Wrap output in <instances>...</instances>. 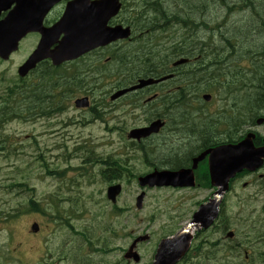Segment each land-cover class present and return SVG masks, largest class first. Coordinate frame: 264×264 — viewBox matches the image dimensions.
Segmentation results:
<instances>
[{
	"label": "rangeland",
	"instance_id": "374dc122",
	"mask_svg": "<svg viewBox=\"0 0 264 264\" xmlns=\"http://www.w3.org/2000/svg\"><path fill=\"white\" fill-rule=\"evenodd\" d=\"M128 1L132 8L122 15L124 21L133 9H138L135 5L140 4L139 0ZM225 2L238 7L229 11ZM250 3L244 4L242 8H239L241 0H195L193 3L191 12L196 23L203 19L211 26L208 29L198 28V40L208 44L213 41L215 46L223 49L228 45L224 39L231 38L235 47L234 50L222 51L224 56L231 55L227 58L226 66L229 74L235 77H228L221 90L212 92L214 101L207 105L213 106L212 112L216 111V105L221 111L229 108L232 102H237L239 112L244 111L246 100L243 95L253 104L257 92L264 91V0H250ZM164 4L166 7H175L172 2L165 1ZM60 10L59 7L52 11L54 17L50 15L48 20L59 17ZM37 39H34V44ZM164 39L167 40V36ZM27 48L30 47H24L11 61L0 60V94L11 80L18 78L17 68ZM205 58L206 62H200L199 66L192 64L193 67H201V63L207 67V63L213 61L209 54ZM103 59L100 57L99 61L105 62ZM201 73L208 74L205 77L208 82L210 67L202 72L200 70L197 75ZM238 73H241V77ZM231 83V88L226 87ZM158 88L153 87L154 90ZM193 90L194 93H204L202 90ZM79 93L68 100V108L60 113L30 119L19 117L0 130V146L4 138L11 144L5 153L0 152V264H150L159 241L175 234L192 219L198 209L197 202H207L214 197L215 189H144L140 187L137 177L131 175L146 174L154 168H173V165L163 162L166 160L164 154L174 156L176 151L183 153L191 146H202L203 137L190 130V127H198L195 121L186 124L187 119L191 120L187 117L188 108H175L179 113L172 117L175 122L171 120L172 125H168L172 133L168 129L163 137L160 135L149 139L144 144V150H148L145 154L143 150L134 151L130 144H126L131 141L128 133L147 123L141 107L133 109L124 99L111 102L109 96L105 98L103 95L104 90L98 89L92 98L93 105L94 102H104L105 106L100 107L104 115L102 119H92L90 110L75 108L74 100ZM163 96H158L156 101ZM193 100L194 104L188 99L192 108L197 105L196 102L202 104L197 96ZM246 108L251 112L253 107ZM262 108L257 104L255 111L262 114ZM235 112L232 109L227 113ZM229 116L223 117L222 121L228 122ZM188 128L191 133H187ZM249 130L256 131L260 138H264V124L255 125L251 122L243 126V132ZM213 136L216 143L225 141L218 133ZM158 137L168 138V141L163 143ZM175 141L183 144L176 146ZM92 152L96 155L95 159L119 155L127 161L126 167L132 170L130 174L126 170L123 173L125 178L119 180L123 190L116 204L107 198L108 187L116 181L103 178L102 170L108 171V166L94 164L90 156ZM55 167L59 169L55 170ZM205 168L206 164L201 170L205 171ZM261 173L264 174V168L245 176L241 182L235 181L233 189L227 194L222 217L229 226L225 230L227 233L233 230L235 237H227L221 227L208 234L211 242L216 240L217 248H220L219 257L225 264H259L262 260L260 254L264 252V242L256 243V236L264 228V197L257 179ZM24 182L30 190L17 185ZM246 182L247 187H243ZM11 183L16 184L12 188L13 192L8 189ZM142 191H146V198L143 208L138 209L137 197ZM31 198L39 201L40 210L29 209ZM20 205L29 210L19 213ZM13 207L18 217L4 223V214ZM35 222L40 225L38 232L32 230ZM144 235H149V239L138 244L140 262L128 263L124 258L126 250L138 236ZM208 235L200 232L195 237L196 243ZM220 242H223V249ZM111 246H115L116 251H111L113 254L108 250ZM229 247L236 252L231 255L225 252ZM247 251L250 256L248 261L245 259ZM195 255L193 251L187 261L180 264H196ZM199 258L204 264L207 263V256Z\"/></svg>",
	"mask_w": 264,
	"mask_h": 264
},
{
	"label": "trees",
	"instance_id": "16d2710c",
	"mask_svg": "<svg viewBox=\"0 0 264 264\" xmlns=\"http://www.w3.org/2000/svg\"><path fill=\"white\" fill-rule=\"evenodd\" d=\"M122 1V15H124V13L128 12L132 7L128 0ZM165 1L174 3L175 7H166L164 4ZM241 1L242 4L239 5V8H242L244 4L248 5V3H250V0ZM194 2L195 0H139V6L135 5V8L138 9H135V11L133 9L134 12L132 11L131 15L126 17L124 21V24L131 26L134 31L128 50H116L108 61L109 66H105L103 70L101 69L97 71V73H100L99 75L95 76L94 74H91L92 76L88 78L83 74H77L78 76H76L75 72L70 74L62 68L53 67L51 64H43L42 67H44V69L37 70L35 81H32L23 91L13 89L15 86L2 90L0 99V128H4L5 124L18 117L24 118L25 116H32L35 114H45L47 111H55V108L61 109L63 105H65V99L68 96L75 95L77 92H88L90 87L93 88L94 92L95 88L103 89L105 92L103 95L105 98H108V96L114 91L132 86L136 84L139 79L149 77L160 78V75L164 76V74L174 73V80L172 79L173 81L170 89L178 91L175 99L173 96L168 95L165 97L166 101L163 100L156 102V99H154L150 103H143L142 100L145 96L150 94L153 95L155 93L152 88L147 90V94L146 91H138L132 96H125L122 99L127 100L125 103H128L133 109L141 107L146 114V122H150L155 118H160L162 116L161 111H165L170 107L172 108V106L178 107L179 109L188 108L187 117L191 120H187L186 124L188 125L190 121H195L194 124L198 127L201 124L202 131L191 130L193 133H200L201 135L206 134V137L209 139L205 145L206 148L220 144L216 143L214 139L215 137L213 135L216 133L223 136L225 139L224 142H237L242 139L246 134V132L242 131L243 126L250 124L251 122L255 123V120L258 117L264 115V113L258 114V110L255 111L257 104L259 107L263 106L262 109L264 110V91L261 93L257 92V95L254 96L253 104L243 95V98L246 100L243 107L244 111L241 110V112H239L237 102H234L233 108L236 110L234 114L228 113L224 115L221 114L220 111H216V115L204 114V117L209 123L208 125L206 122L200 121L201 119L198 115L204 113L208 103L202 100L201 97L203 93H194L195 90L193 89L202 90L204 93H212L215 89L221 90L224 86V82H227L226 80L228 77H235L234 74L232 76L229 74L230 71L227 70L226 66L227 58L231 57V55L224 56L222 52L225 50H234L235 47L232 44L231 38L224 39L227 41L228 45L223 49H219V47L215 46L213 41L208 44L205 41L198 40V28L205 27L208 29V27L211 26L203 19L196 23L191 12ZM250 4L253 5V3ZM224 5L229 11L238 7L234 4L230 5L229 2H225ZM122 15L120 16L121 22H123ZM164 36H167V40L164 39ZM164 40L165 42L163 43ZM168 41H170V44H168ZM190 53H192V55ZM206 54H209L211 60H213L206 65L207 67H210L211 73L208 78L209 81L207 80L208 82L205 80V77L208 74L205 75L201 73L200 76L197 75L200 70L201 72L205 70L203 69L205 67L202 63L201 67L197 68L190 64L188 66L184 65V67L181 65L175 69L176 71L173 70L174 68L171 63L174 62L173 60H178L179 57V59H181L186 58L187 56V58L192 59L201 56L200 62H206ZM200 62H196V66H199ZM207 72L209 73V70H207ZM158 74L159 76H157ZM238 74L239 77H241V73ZM111 75L113 76L110 79H107ZM169 83H171V81ZM107 84H109V87ZM232 84L233 83L226 87L231 88ZM60 90H62V92L57 94ZM196 96L202 101V104L195 101L200 110L199 113L194 114L193 111L195 109L193 110L190 106L188 99L191 100L192 98L193 100ZM229 96L230 95H227V97ZM256 101L259 102L257 103ZM191 102L194 104V100ZM97 105L99 111L96 116L98 119H102L104 112L100 107L105 106V103L99 101ZM147 106H150V108H147ZM156 106L158 109H156ZM247 106L253 107L251 112L247 110ZM163 107L164 110H162ZM169 111L170 109L167 110V112ZM194 115L195 117H193ZM228 115H230V119L226 120L228 122H223L222 118ZM171 120L174 121V118H171ZM221 125L223 126L220 127ZM193 128L195 129L196 127L193 126ZM175 144L176 146L181 145V143H177L176 141ZM9 146H11V144H8V139L4 138L1 140L0 152L5 153ZM141 148L145 154L148 153V150H144V145H142ZM184 148L187 147L185 146ZM190 148H193V146ZM174 153V156L171 154H164L166 160L163 162L174 165L177 162L176 157L183 155L180 151ZM94 154L95 153L93 152L90 153L91 158L95 162L94 164H105L108 166V171L102 170L104 175L103 178L106 180L117 181L124 179L125 176L123 177V173L126 172V170L127 174L132 173V170H129V167H126L127 161L122 160L121 156L117 155L118 157L114 158V155H110L107 159H95L96 155ZM58 169L59 168L55 167V170ZM131 175L137 177L138 174L132 173ZM17 185L19 187H26L27 190H30L25 182L17 183ZM15 186V183H11L8 189L10 188L9 190L13 192L12 188ZM30 201V210L38 211L41 209L39 201L34 198H31ZM20 206L21 208L18 212H21V214L29 210L23 205ZM4 216L6 218L4 223L10 222L12 218L13 220L16 219L18 215L16 216L15 207L11 208L8 213L4 214ZM226 227L229 228L227 223ZM210 232L211 231L204 232V234L208 235ZM209 237L210 235L206 238H202L198 243L194 244L192 252L194 251L196 253V264H204L199 258L202 256H207L206 264H225L223 259L219 257L220 248H217L216 243H211ZM259 240L264 242V236H261L260 234L257 235L256 241ZM204 248H206V250H204ZM226 251L227 253L229 252L230 255L236 252L232 247L225 249V252ZM191 253L183 263L187 261ZM260 258H262V260L259 264H264V252L260 254ZM227 264L230 263L228 262Z\"/></svg>",
	"mask_w": 264,
	"mask_h": 264
},
{
	"label": "water",
	"instance_id": "95a60500",
	"mask_svg": "<svg viewBox=\"0 0 264 264\" xmlns=\"http://www.w3.org/2000/svg\"><path fill=\"white\" fill-rule=\"evenodd\" d=\"M61 0H19V8L12 12L5 21L0 22V57L7 59L9 55L17 50L18 42L28 32H39L41 40L27 62L19 68V74L25 76L37 63L46 58H51L55 65L64 61L78 58L83 53L99 46L107 45L118 39L128 38L131 34L130 27L122 25L108 26L109 20L116 16L121 8L120 0H72L68 2L63 16L51 27L44 26V19L48 12ZM63 37L61 38V36ZM54 49H51L53 45ZM186 62L182 59L175 63L179 65ZM162 79H142L138 84L118 91L112 96L117 99L120 96L148 85L156 84ZM209 100L210 96L206 95ZM78 107L89 105L87 98L76 101ZM264 118L257 120L260 125ZM161 123H152L148 127L134 129L130 132V138L141 139L158 132ZM256 134L251 132L245 139L237 144H225L206 151L194 162L197 163L209 154L210 174L213 186L219 187L216 197L209 203L200 206L194 214L193 219L174 237L163 239L158 247L155 260L152 264H177L189 251L193 240V229L210 227L219 215V205L222 195L229 189L230 180L238 173L247 169L257 170L264 164V145L256 146L254 139ZM141 186L194 185V174L192 169L180 171L155 170L139 178ZM122 186L113 185L108 188V198L114 203L120 194ZM145 193L137 199V207H142ZM38 231V225L32 227ZM233 236V232L228 234ZM147 237L137 239L131 247L134 249L138 241ZM136 261L140 256L137 253L130 255Z\"/></svg>",
	"mask_w": 264,
	"mask_h": 264
},
{
	"label": "flooded vegetation",
	"instance_id": "af4514ba",
	"mask_svg": "<svg viewBox=\"0 0 264 264\" xmlns=\"http://www.w3.org/2000/svg\"><path fill=\"white\" fill-rule=\"evenodd\" d=\"M17 7V2H16V0H5L4 2H0V16L1 15H5L6 13H8L9 11H12V10H14L15 8ZM119 23V22H118ZM112 24H113V21H112ZM29 36L30 35H27L26 36V38L24 39V40H28L29 39ZM126 44H127V41H120V42H117V43H114V44H111L110 46H107L106 48H103V49H107V50H109V51H112V50H114V49H120V48H125L126 47ZM95 53H91L90 55H88L87 57H89V56H92V55H94ZM14 57H15V55H13V56H11V58L9 59V61H11V60H13L14 59ZM84 58H86V57H84ZM25 60V58L22 60V62ZM167 95H172L173 94V90H169V91H167V93H166ZM193 139L194 138H191V141H193ZM160 140H161V142H163V143H166L167 141H168V138H160ZM187 140V139H186ZM207 141H208V139H206V138H204L203 137V144H202V146L201 147H199V148H195V147H193V148H190L189 147V149H185L186 151L185 152H183L182 154V156H178V157H176V159H177V161L179 160H182L184 163L183 164H181V165H177V166H179V168L178 169H181V168H185V167H188V159H193L194 158V154H195V151L196 150H198V149H201V148H204V146L207 144ZM186 142V141H185ZM181 144H183V142H181ZM191 145H192V143H191ZM180 158V159H179ZM207 160H205V161H203L202 162V166L204 165V164H207ZM201 166V167H202ZM201 175L202 177H204L205 176V172H201L200 170L198 171V175ZM247 175H249V172H247V173H245L242 177H241V179L242 178H244L245 176H247ZM258 178H261L259 175H257V179ZM241 179H240V182H241ZM246 183H248V182H246ZM123 237H125V235H123ZM222 245H223V242H220ZM131 246V245H130ZM130 246H129V248L126 250V252H125V255H124V258H125V260H127L128 261V263L131 261V259H130V256H129V254H130ZM108 250L110 251L109 253L110 254H113V252H111L112 250H115L114 249V247L113 246H111V247H109L108 248ZM116 251V250H115ZM108 255V254H107ZM100 258H102V255H101V257ZM118 264H122V263H118Z\"/></svg>",
	"mask_w": 264,
	"mask_h": 264
},
{
	"label": "bare ground",
	"instance_id": "6f19581e",
	"mask_svg": "<svg viewBox=\"0 0 264 264\" xmlns=\"http://www.w3.org/2000/svg\"><path fill=\"white\" fill-rule=\"evenodd\" d=\"M202 28H203V27H202ZM203 29H204V28H203ZM207 32H208V31H207ZM208 33H209V32H208ZM214 38H215V37H214ZM200 45H201V44H200ZM185 46H186V45H185ZM185 46H184V47H185ZM200 47H201V46H200ZM190 54L192 55V53H190ZM190 54H189V55H190ZM189 57H190V56H189ZM191 57H192V56H191ZM179 58H180V57H179ZM179 58H178V59H179ZM186 58H187V56H186ZM196 58H197V57H196ZM173 61H175V60H173ZM173 61H172V62H173ZM171 64H172V63H171ZM183 67H184V65H183ZM177 68H178V67H177ZM166 69H167V68H166ZM169 69H170V68H169ZM173 70L176 71L175 69H173ZM168 71H169V70H168ZM177 72H178V71H177ZM160 73H161V72H160ZM165 73H166V72H165ZM164 75H167V74H164ZM157 76H159V74H158ZM157 76H156V77H157ZM161 76H162V75H160V77H161ZM142 77H143V76H142ZM173 79H174V78H173Z\"/></svg>",
	"mask_w": 264,
	"mask_h": 264
}]
</instances>
